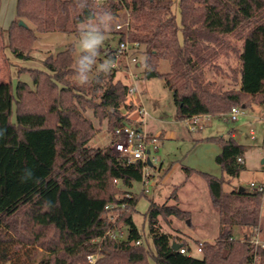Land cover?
I'll return each mask as SVG.
<instances>
[{
	"label": "trees",
	"instance_id": "trees-1",
	"mask_svg": "<svg viewBox=\"0 0 264 264\" xmlns=\"http://www.w3.org/2000/svg\"><path fill=\"white\" fill-rule=\"evenodd\" d=\"M89 4L92 11L110 10L116 17L126 11L127 25L117 30L119 43L127 39L140 44L144 77L165 79L178 119L220 115L252 102L264 104V0H179V17L173 11L174 0ZM89 15V10L76 8L75 0H17L15 18L4 28L7 47L18 59L28 60L27 50L38 39L37 32L78 35V24ZM116 50L107 53L113 62ZM231 53L239 62L231 68L233 81L240 86L225 89L209 79L206 70L220 71L216 59L230 58ZM73 54L71 44L44 58L45 68L26 69L32 84L18 81L8 105L0 92V130H6L0 135V226L21 243L42 248L36 264H91L87 256L95 253L94 264H150V259L156 264H252L255 253L264 264V246L251 242L256 227L262 231L264 190L238 187L227 192L224 177L206 172L199 174L220 217L216 241L205 240L201 257L189 254V244L164 232L159 219L186 218L190 212L177 203L151 200L144 213L153 246L148 245L133 219L138 196L129 190L142 180L144 164L91 146L98 129L86 116L92 110L100 122L107 120L112 132L121 123L134 125L129 113L135 106L126 102L128 85L113 83L115 73L101 71L92 85L83 88L72 80ZM162 60L170 62L169 72L158 70ZM87 91L99 100L89 98ZM207 139L221 145L215 160L222 170L239 176L245 169L239 157L244 158L246 146L232 134ZM171 197L178 200L177 190ZM110 205L115 207L109 209ZM118 210L115 223L128 227L125 240L104 237L113 225L111 214ZM236 227L247 232L238 238ZM6 239L0 235V241ZM173 242L188 252L173 249Z\"/></svg>",
	"mask_w": 264,
	"mask_h": 264
},
{
	"label": "rangeland",
	"instance_id": "rangeland-1",
	"mask_svg": "<svg viewBox=\"0 0 264 264\" xmlns=\"http://www.w3.org/2000/svg\"><path fill=\"white\" fill-rule=\"evenodd\" d=\"M17 0H1L0 25L8 27L15 18V3ZM173 11L176 13L175 7ZM126 11L122 10L116 17L110 32L106 33L105 41L101 46L96 64L92 66L89 73V83L83 88L93 84L95 77L100 74L99 65L106 60L111 61L110 73L114 72L113 83L121 81L127 85L136 83L138 93L133 98L141 97L142 104L148 112L146 124L143 125L137 111L138 103L132 96L126 97V102L133 103L135 109L130 112V116L136 117L134 125H142L149 137H158L157 148L153 144L149 145L151 150L153 167L151 173L152 180L149 185L143 181L134 182L129 189L138 196L136 210L133 219L137 227L146 235L148 245L152 247V239L149 234V226L145 221L144 213L148 210L151 200L159 204L168 202L178 204L183 210L190 212L189 217L177 218L170 216L166 219L160 217L159 221L164 232L172 235L178 241H186L191 247V252L196 257H201V252L197 250L198 241L215 242L219 234L220 217L218 210L214 207L205 179L199 172L211 173L224 177L226 182L224 189L229 192L240 186L247 188L248 191H255L250 184H264V104L252 102L246 107H239L237 119H232L230 113L220 115L202 116L199 122L201 127L196 130H189L186 120L177 118L176 105L173 93L166 85L162 77H144V56L139 48L132 51L138 56L142 66L131 60V57L120 58L114 63L107 53L111 49L118 47L120 34L117 32V25H124ZM126 25V23H125ZM30 26L34 27L32 24ZM0 27V92L3 94V104L8 105L10 96L13 94L18 81L32 84L30 74L26 69L31 67H42V60L48 55H56L65 50L71 44L74 45L73 57L77 61L81 50L78 44V35L74 32H64L60 30L37 32L38 39L32 47L27 50L28 60L18 59L7 47V32ZM124 28V27H123ZM122 30V29H121ZM232 42L240 44L234 37ZM129 61V70L134 72L137 77L132 78L128 74L126 62ZM222 69L217 72L215 68L207 71L209 79H215L217 84L223 88H231L235 84L233 81L234 73L231 68L239 66L238 59L231 53L230 58L224 55L216 59ZM170 62L162 60L158 66L161 73L170 71ZM72 80L77 83L76 76ZM80 85V84H79ZM107 85V84H106ZM237 85V84H235ZM88 97L99 100L97 95L86 92ZM95 96V97H94ZM13 117L15 120V104L13 105ZM124 111V107H122ZM95 127L98 129L95 137L90 141L93 147L110 148L113 139V132L107 128V120L102 122L97 119L92 110L86 112ZM253 130L254 137H251ZM174 131L173 136L168 133ZM162 132V135L159 134ZM235 133L237 141L246 146L247 162L245 169L239 176L230 177L221 166L216 162V155L221 151V145L207 138L214 136L229 137ZM185 168H191L193 172L189 174ZM148 188L149 191L144 189ZM177 190L178 200L171 197ZM119 210L116 212V214ZM261 227L260 239L264 240V201L261 205ZM122 239L128 236V227L124 226ZM245 228L236 227L235 236L241 238ZM0 235L7 238L0 241V264H36L42 257V248L21 243L10 231L0 226ZM150 264H156L150 259Z\"/></svg>",
	"mask_w": 264,
	"mask_h": 264
},
{
	"label": "built area",
	"instance_id": "built-area-1",
	"mask_svg": "<svg viewBox=\"0 0 264 264\" xmlns=\"http://www.w3.org/2000/svg\"><path fill=\"white\" fill-rule=\"evenodd\" d=\"M127 25V23H126ZM125 26L122 24H118L116 27L118 30L123 29ZM140 48V44L138 42H129L127 39L121 41L118 44L117 50H116V58L117 60L123 57H131V60L135 63H137L138 66H141V61L138 59L137 55H134V53L131 54L132 51H137ZM116 60V61H117ZM116 61L114 63H116ZM128 67V74L132 76V78L137 77V75L129 70V61L126 62ZM138 88L136 83L134 85H128L127 88V96L135 95V93H138ZM129 103V102H128ZM138 112L141 120V123L143 125L146 124L147 116L149 115L147 110L144 108L143 104H141L138 108ZM232 119H237L239 114V107H233L231 111L229 112ZM205 115H196L190 119H187L188 128L190 130H196L197 127H201L202 123L199 122L200 118ZM209 116V115H206ZM252 137H254L253 130H251ZM158 143V137H149L146 132L143 129L142 125H132L129 123H121L117 125L113 131V139L111 141V145L109 150L112 154L116 156H124L128 158L129 162H133L136 160H140L143 162V175L142 180L145 185H149L153 174L151 173V168L154 165H149L148 160H150L152 163V159H155V157H152L151 150L149 149V145L153 144L155 149L157 148ZM239 161L244 163V158L239 157ZM251 187H254L256 191H263L264 190V184L257 185L256 183H251ZM146 192L149 191L148 188L144 189ZM128 196H132L131 194H127ZM115 206L110 205L108 206L109 209L113 208ZM119 214H111V220L113 221V225L106 231L104 234V237L109 236L112 238H116L119 240H123L122 236L124 234V224H116L115 221L117 220ZM260 227H256L254 236L251 239V242H253L256 246L261 245L264 246V240L260 239ZM127 238V237H126ZM124 238V240L126 239ZM137 244L140 243V240L136 241ZM204 246V241H199L197 244V250L199 252H202V248ZM180 252L187 253L188 251L185 248H182L180 246ZM189 254H192V252H188ZM98 253L90 254L87 256V259L89 263L94 264L97 260ZM252 264H261V261L258 257V255L255 253Z\"/></svg>",
	"mask_w": 264,
	"mask_h": 264
},
{
	"label": "clouds",
	"instance_id": "clouds-1",
	"mask_svg": "<svg viewBox=\"0 0 264 264\" xmlns=\"http://www.w3.org/2000/svg\"><path fill=\"white\" fill-rule=\"evenodd\" d=\"M75 6L79 10H89L87 19L77 26L78 44L81 50L76 61V80L81 86L89 83V73L96 64L101 46L105 41L106 33L110 32L116 17L110 10L92 11L89 0H75ZM145 67H147L145 60ZM100 71L107 74L111 70V61L106 60L99 65ZM6 130H0V135ZM31 175L30 172L27 173Z\"/></svg>",
	"mask_w": 264,
	"mask_h": 264
},
{
	"label": "crops",
	"instance_id": "crops-1",
	"mask_svg": "<svg viewBox=\"0 0 264 264\" xmlns=\"http://www.w3.org/2000/svg\"><path fill=\"white\" fill-rule=\"evenodd\" d=\"M15 4H17V1H16V3ZM173 7H175V9H176V15L179 17V14H180V10H179V0H174V4H173ZM0 12H1V10H0ZM15 15H16V5H15ZM0 27H3V26H1L0 25ZM3 28H6V27H3ZM31 68H39V69H43L42 67H31ZM215 80V79H214ZM234 86V85H233ZM233 86H231V87H233ZM240 85L239 84H237L236 85V87H239ZM227 89V88H226ZM133 98V97H132ZM134 100H135V103L137 102L139 105H138V107H137V111H138V108H139V106L142 104V100H141V97L139 98V97H137V98H133ZM129 117H131V119H133L134 121L136 120V117H132V116H130V113H129ZM186 122H187V120H186ZM144 129V128H143ZM190 130V129H189ZM159 134H161L162 135V132H159ZM175 134V132L174 131H171L170 133H168V135L169 136H173ZM232 136L237 140V138H236V135H235V133H232ZM251 137H252V133H251ZM253 138V137H252ZM220 152V151H219ZM246 162H247V154L245 153V155H244V163H245V165H246ZM264 163L262 162V165H263Z\"/></svg>",
	"mask_w": 264,
	"mask_h": 264
},
{
	"label": "water",
	"instance_id": "water-1",
	"mask_svg": "<svg viewBox=\"0 0 264 264\" xmlns=\"http://www.w3.org/2000/svg\"><path fill=\"white\" fill-rule=\"evenodd\" d=\"M20 24L21 25H26V23L24 21H22V20L20 21ZM262 162L264 163V159H263ZM148 164L151 165V166L153 165V163L150 160H148ZM243 189H244V187L243 186H240L238 190L239 191H243ZM180 246H181V244H179V243H176V242H173L172 243V247L175 250H178L180 248Z\"/></svg>",
	"mask_w": 264,
	"mask_h": 264
}]
</instances>
